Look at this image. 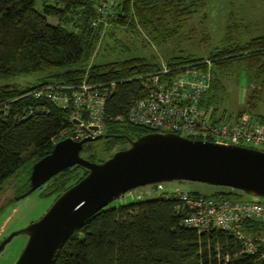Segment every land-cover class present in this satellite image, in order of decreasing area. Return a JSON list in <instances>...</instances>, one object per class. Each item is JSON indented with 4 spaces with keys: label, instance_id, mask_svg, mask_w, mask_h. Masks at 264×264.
<instances>
[{
    "label": "trees",
    "instance_id": "obj_1",
    "mask_svg": "<svg viewBox=\"0 0 264 264\" xmlns=\"http://www.w3.org/2000/svg\"><path fill=\"white\" fill-rule=\"evenodd\" d=\"M197 2L0 0V80L52 73L25 89L11 83L0 85V191L4 183L18 176L19 185L26 187L21 193L28 191L32 166L51 152L56 136L69 126L70 109L59 108L32 93L45 84H115L103 112L104 138L109 140L106 148L125 143V149L129 141L155 133L131 124L128 113L144 95V76L160 71L162 66L143 57L89 69L84 63L92 57L105 26L131 31L139 27L157 31L166 22L179 26L196 12ZM48 17L57 23L50 24ZM207 59L211 64V81L202 106L212 109L214 116L231 118L232 115L222 112L225 81L243 78L248 99L242 113L254 115L259 104L264 103V35L216 47ZM189 65L208 72L204 58L179 55L167 60L166 66L171 70L168 75L174 77ZM256 119L264 125V116ZM90 143L83 146L80 156L95 162L93 155L88 156ZM66 171L78 175V181L88 173L83 167L73 166L52 178ZM242 194L234 189L203 196ZM187 214L181 202L162 196L119 206L109 204L62 244L52 264H264L263 221H250L242 227L257 249L248 254L232 231L213 229L197 233L186 227L183 222Z\"/></svg>",
    "mask_w": 264,
    "mask_h": 264
},
{
    "label": "water",
    "instance_id": "obj_2",
    "mask_svg": "<svg viewBox=\"0 0 264 264\" xmlns=\"http://www.w3.org/2000/svg\"><path fill=\"white\" fill-rule=\"evenodd\" d=\"M104 134L74 141L65 138L37 161L29 176L25 198L65 169L88 173L67 188L37 221L10 234L0 253L17 235L28 240L15 264H52L62 244L87 220L127 192L172 181H191L228 187L264 199V151L237 145L191 140L174 133H149L108 159L91 162L80 156L86 143Z\"/></svg>",
    "mask_w": 264,
    "mask_h": 264
},
{
    "label": "rangeland",
    "instance_id": "obj_3",
    "mask_svg": "<svg viewBox=\"0 0 264 264\" xmlns=\"http://www.w3.org/2000/svg\"><path fill=\"white\" fill-rule=\"evenodd\" d=\"M184 1L187 4L195 0ZM197 1L199 7L197 6L196 12L189 20L182 21L179 26L166 22L157 31H145L140 27L131 31L112 25L105 26L106 30L103 32L92 57L84 63L85 67L89 69L98 64L131 57H143L160 66H166L167 60L173 56H192L208 61L210 84L211 64L207 59L208 53L214 48L230 42L243 43L250 38L264 35V1ZM37 9L40 11V7ZM47 21L53 25L57 23L56 19L50 17L47 18ZM51 74L43 73L36 76H19L0 80V85L11 83L19 89H25L32 84L37 85L38 79L45 80ZM225 88L226 95L222 104V112L235 118L239 114H243L242 110L246 109L248 91L244 79L241 78L238 81V79L229 78L225 81ZM245 114L254 118L264 116V103L259 104L254 115L249 112H245ZM107 142L109 140L106 138L91 142L89 146L92 148H90L88 156L93 155V159L98 163L125 147V143H118L114 144L113 148H106ZM261 150L264 149L261 148ZM73 175L72 171H66L62 175L51 178L31 194L19 200L15 198L20 196L26 188L24 185H19L20 176L4 183V187L0 191V242L10 234L39 220L67 188L78 182V175ZM21 182H24V179ZM175 189L199 195H212L220 191L234 190L199 182L172 181L136 188L113 201L111 205L133 203L138 197L142 200L157 198L163 194L171 193ZM243 197L253 201L263 200L261 197L244 193ZM27 240L26 235L15 236L0 253V264H15Z\"/></svg>",
    "mask_w": 264,
    "mask_h": 264
},
{
    "label": "built area",
    "instance_id": "obj_4",
    "mask_svg": "<svg viewBox=\"0 0 264 264\" xmlns=\"http://www.w3.org/2000/svg\"><path fill=\"white\" fill-rule=\"evenodd\" d=\"M170 71L162 66L160 71L144 76V95L132 104L128 113L131 124L191 140L264 149V125L259 120L245 113L223 119L220 115L214 116L212 109L202 106L209 88L207 71L195 65L184 66L174 77L168 75ZM114 86V83L107 87L96 86L85 81L80 84L48 83L32 93L36 98H46L72 112L69 126L59 132L55 142L65 138L80 141L104 134L105 101ZM162 197L184 205L188 211L183 222L186 227L197 233L213 229L232 231L243 252H256L253 238L245 235L242 227L250 221L264 222V199L247 200L243 194L230 197L190 195L180 189Z\"/></svg>",
    "mask_w": 264,
    "mask_h": 264
},
{
    "label": "flooded vegetation",
    "instance_id": "obj_5",
    "mask_svg": "<svg viewBox=\"0 0 264 264\" xmlns=\"http://www.w3.org/2000/svg\"><path fill=\"white\" fill-rule=\"evenodd\" d=\"M120 150H122V149H120ZM117 151H119V150H117ZM115 153V152H114ZM1 243V242H0Z\"/></svg>",
    "mask_w": 264,
    "mask_h": 264
},
{
    "label": "clouds",
    "instance_id": "obj_6",
    "mask_svg": "<svg viewBox=\"0 0 264 264\" xmlns=\"http://www.w3.org/2000/svg\"><path fill=\"white\" fill-rule=\"evenodd\" d=\"M59 141H60V140H59ZM57 142H58V141H57ZM57 142H56V143H57Z\"/></svg>",
    "mask_w": 264,
    "mask_h": 264
}]
</instances>
